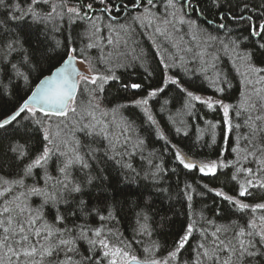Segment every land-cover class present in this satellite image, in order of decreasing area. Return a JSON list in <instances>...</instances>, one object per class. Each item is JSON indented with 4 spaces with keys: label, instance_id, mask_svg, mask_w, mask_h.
Returning <instances> with one entry per match:
<instances>
[{
    "label": "snow or ice",
    "instance_id": "obj_1",
    "mask_svg": "<svg viewBox=\"0 0 264 264\" xmlns=\"http://www.w3.org/2000/svg\"><path fill=\"white\" fill-rule=\"evenodd\" d=\"M26 2L27 7L22 4ZM49 0H0V7L8 9V15L4 20H0V25H4L8 20L11 21H24L26 18H31L33 22H47L55 19L56 16H68L69 19H92L94 15V3L102 6L101 11L110 20L117 21V16L121 12H126L129 15L126 19L132 22L147 23L150 25L153 19H159L155 16L153 9H158L159 3L157 0H93L89 3L70 4L69 0H60L59 5L52 4L51 11L44 13L40 11V4H47ZM163 3L165 10L164 23L169 24L171 21L167 19L171 16L175 21L181 24H188L190 30L193 32V38L202 36L204 30L200 29L197 20L185 19L191 13H197L199 16L204 15V11L199 8L200 0H159ZM179 5V7H178ZM57 7L60 11L57 12ZM207 11L215 12L212 21L205 20V23H210L214 26L216 31L228 30L229 25H233L236 32L247 33L242 37H237L235 40H229L227 44L219 40L217 36L207 34V41L218 42L220 47L225 52L232 50L235 51L241 48V39L246 43L245 49L237 53V60L242 61L247 65L250 73H255L259 76L260 80L264 81V67L256 66L258 60L261 65H264V0H210L206 6ZM117 13V16L113 15ZM135 12L136 15H131ZM177 12L180 13L179 18ZM92 14V15H90ZM98 19V18H97ZM94 26V25H93ZM15 29L18 31H4L0 33V62H2L11 53H19L24 51V56L20 63L11 64L13 71L17 77H23L25 83H28L29 76L22 72L21 67L28 66L35 61L34 67H39L40 60L37 58V49L31 51L23 49V43L20 38V33H23L24 42L29 41L28 29L32 25H21L17 23ZM130 25H122L120 30L127 33ZM111 30V26H110ZM160 31L159 28L156 29ZM231 35V31H228ZM109 39L108 43L112 44ZM74 41L69 40V43L64 45V51L60 56V67H56L50 75L44 76L40 79L34 90H31V95H26V98H21L12 102L9 106L0 105V146H3L5 151L0 153V170H3L5 163H7V153H13L12 159L31 157L32 153L29 149V144L33 139L35 129L32 125L39 126L43 133V143L39 154L30 159V162L24 168V174L30 175L35 168H43L47 165L50 157L54 154L55 141L51 134L52 118L67 117L68 112H76V92L80 84L89 86L88 92L92 100L96 101V108H99V100L97 97L105 91V86H111L109 82L116 85L117 91L125 95L127 103L120 105V107H135L141 109L146 122L150 126H157L158 122L153 116L149 101L154 97H158L165 93L170 87L173 91L181 94L186 100V107H193L191 102H199L205 105L208 109H214L219 105L224 113V124L227 130H231L229 122V109L230 105L223 103L222 100H213L211 97L203 98L196 95L193 91L185 86L187 83L183 81L179 74L168 75L164 74L160 86H154L150 81L152 72L146 71V75L138 82L130 78H122L116 75L112 68L108 69V74H101L97 72L82 54L78 58L77 49L70 45ZM56 47H61L60 42H57ZM87 47H94L93 44ZM191 51V49H188ZM200 55H203L201 53ZM43 59H51L47 54L42 55ZM79 59V63L88 64V72H81L75 64ZM11 63V61H8ZM165 69L176 66L175 64L169 65L161 60ZM180 63H183L181 60ZM120 65H117L119 67ZM7 64H5V68ZM252 83V81H246ZM216 91L223 92V88H217ZM9 91V85L0 80V95ZM245 104L248 108H255L256 105L246 100ZM72 105L70 108L69 106ZM118 109H112L116 112ZM247 110V109H246ZM107 115V112L103 113ZM240 113L238 112L237 115ZM251 119V117H249ZM257 121L260 117L256 118ZM114 123V122H113ZM209 128L215 129L216 125L210 121H206ZM92 131L98 135H102L104 139L109 141V149L113 152L112 156L96 158V163L101 167L96 168V175L90 172L85 173L79 180L69 178V168L73 164H80L82 169H90L89 165L84 161V158L76 153H59L60 156L67 157L60 167L59 172L63 175L64 179L57 182L56 194H45V203H57L58 197L66 195L71 197L72 203L76 204V211L80 216L94 215L98 217L101 222L113 221L117 216L124 211V207L128 204L125 199L123 205L117 206V193L114 191L111 199L107 195L101 200L99 207H89L90 201L83 199L77 200L74 194L88 195L84 191L85 188L91 186L95 187V182L103 183L107 178L102 175L112 166V162L120 165L123 168L132 169V165L124 161V156L128 155L127 152H119L117 144L123 143L126 147L132 143V135L134 128L130 122L122 119V123H114L117 130H113L111 124H102L97 130V126H89ZM177 133L181 131L180 128L176 129ZM264 131V130H262ZM254 135V132L252 133ZM214 135V133H213ZM164 140L166 145L171 144L167 137L162 133L159 136ZM215 143V140H213ZM252 147L247 150V155L244 157H252L261 167L255 171L252 168H237L235 174L231 177L232 181L237 182L238 191L235 195H228L222 189L209 188L207 184L203 185L209 192L214 193L223 201H226L230 206L224 210L228 215H235L236 212L244 213L251 209L252 212L256 210H264V203H257L250 205L244 202L242 198L254 197L253 189L264 190V178L261 174L264 173V159H257L255 151V143L250 141ZM143 141H138L133 144V149L141 147ZM174 159L177 167L186 170V174H191L198 171L201 176L217 175L218 169L227 168L229 164L234 162L209 160V161H196L187 155L183 149L175 144H171ZM167 147L165 151H167ZM237 151V149H233ZM223 155V150L221 151ZM22 162V161H21ZM152 164V161H149ZM154 171L149 170L145 173L144 179L151 178L153 182L157 181L159 174L168 171L161 164H152ZM135 172V169H132ZM177 171L176 168L171 169L172 173ZM139 176V173H136ZM243 176L244 179L240 180L239 177ZM51 179V177H48ZM0 183L7 185V187L0 190V196H5L11 192L12 187L15 185H23V180H3L0 178ZM131 192H137V189H131L130 185L127 186ZM177 203L185 201H192L193 192L195 191L191 184H185L182 190L179 189V184L176 185ZM154 189V191H153ZM33 194H44L40 188H32L30 190ZM169 188H160L153 183L152 188L147 184L139 189V195L136 201V208L139 211L136 213L137 223L139 224V231L141 234L151 235L149 230V220L153 209L154 198H159L162 193H170ZM145 193L147 198L144 199ZM122 194V193H121ZM204 193H200L203 195ZM23 195V194H21ZM182 197V199H181ZM264 199V197H261ZM144 200L141 205V200ZM171 199V196H169ZM68 203V201H65ZM72 204H69L71 207ZM131 210V209H129ZM172 206H169V211ZM57 212L59 210L57 209ZM106 213V215L104 214ZM75 212L70 214L74 215ZM151 214V215H150ZM215 215H221V208L217 207ZM57 224H64L69 219L67 215L57 214L55 216ZM264 221V217L260 218ZM43 215L39 211L34 213L32 209L26 207L21 200V196L14 197L13 200L8 201L5 206L0 208V264H179V258L182 250L189 244L193 233L199 231L202 241L196 245L197 264H250L252 259L264 257V227H261L255 219L248 221L245 226H240L232 222L229 226H217L212 220H204L207 227L201 225L197 228L195 221H190L186 225L176 231L172 239V247L167 251V255L163 258H146L139 259L136 255L132 254L130 244H125L120 241L118 244H113L108 235H115L108 230V235L105 234V226L102 223L100 227L90 228L87 225H73V227H56L55 224H48L45 222L41 225ZM209 228L212 229L209 231ZM78 230V238L86 240L90 245L88 252L89 255L81 256L78 260H73L72 255L69 253L78 254L76 248V238L72 236ZM99 249V251H96ZM145 253H150L152 249L145 248ZM65 254V259L60 258L61 253ZM222 257H226L222 259Z\"/></svg>",
    "mask_w": 264,
    "mask_h": 264
},
{
    "label": "trees",
    "instance_id": "obj_2",
    "mask_svg": "<svg viewBox=\"0 0 264 264\" xmlns=\"http://www.w3.org/2000/svg\"><path fill=\"white\" fill-rule=\"evenodd\" d=\"M51 1L60 2V0H49L47 4L41 3L39 10L44 13L51 11ZM89 2H93V0H69L70 4ZM157 2L160 3L159 0ZM257 2L259 3L260 0H257ZM209 3L210 0H200L199 8L204 11V15L199 16V19L197 18V13L188 15L192 20H197L199 28L204 30L201 38H207V34H211L212 36H217L219 40L227 44L229 40H235L237 37L247 35L246 32L240 33L232 30L233 25L231 24L228 30L218 32L212 24L205 23V20L212 21L215 15L214 10H206V6ZM22 6L26 8L27 3L24 2ZM96 6H98V3H94V7ZM100 8L102 7L94 8V15L90 14L94 18L92 21L94 23L88 18L69 19L65 15L56 16L55 19L47 22H33L29 17L24 21L8 20L4 25H0V33H2L4 31H18L14 27L17 23L22 26L31 24V29L27 30L29 32L28 42H24L23 33L19 35L23 43V49L29 51L37 49V58L40 60L38 68L34 67L35 61L28 66L21 67L20 70L29 76L28 83H25L23 77H17L11 67V64L20 66L25 54L23 50L19 53H11L0 62V80L9 85V91L11 92V95L7 93L0 95V105L9 106L16 100L26 98V95L30 93L38 80L50 73L62 62L58 54L63 53L64 45L69 43V40L74 41L70 46L77 49L78 58L82 54L92 63L97 72L108 73V69L112 68L116 75L138 82L146 75L145 70L147 69V71L152 72V77L148 82H151L154 86H160L164 70L161 59L158 57L159 53L157 54V52L159 48L167 52L162 43H156L159 48L155 46L150 39L148 26L126 19V16L129 15L128 13L122 16L121 12L117 16V13L113 12V15L117 16V21H112L102 13ZM59 11L60 8H58ZM157 11L158 9H153L156 17L159 15ZM134 14V12L131 13V15ZM7 15L8 9L0 7V20H4ZM122 25H130V35H133L134 39L130 36L129 40L124 43L126 45L121 47L122 56L120 58L115 56L116 51L114 50V46L118 43L117 37L122 34L120 30ZM228 31H231L230 36L228 35ZM107 32L112 37V44L103 43L104 33ZM184 33L186 32L181 29L179 30L182 42H184ZM57 42H60L61 47H56ZM246 43L241 39V48L227 52L220 47L219 43L213 42L210 45L208 51L224 54L225 68H199L196 70L189 68L186 70L185 68H176L174 66L170 69L173 75L179 74L182 80L187 82L185 86L189 90L194 93L206 94L215 99H220L230 105L228 117L232 126L230 131L227 130L224 124V113L218 105L214 109H208L199 102H191L194 106L186 107L185 98L178 92L173 91L171 87L162 95L150 99L149 107L158 122V127L155 125L150 126L146 122L141 109L131 106L127 108L120 107V105L127 103V99L123 93L117 91L116 85L113 82H109L110 87L108 85L105 86V91L99 95V99L105 105L112 107V109H118L116 112L119 114V123H122V119L127 120L134 128L132 143L125 147L121 142L117 144V150L122 153H128V155L124 156V161L131 164L135 172L132 169L123 168L113 161L112 166L102 173L107 178L103 183L97 181L95 182V187L89 186L85 188L84 191L88 193L86 196L80 194L74 195L77 200L90 201L89 207H99L103 197L107 195L111 199L115 191L117 193L116 199L119 201L117 206L123 205L125 199L128 200L124 211L115 220L101 222L94 215L87 217L80 216L76 211V204L72 203L71 197L66 195L58 197L59 202L57 203H45V194H56L57 182L64 179L63 175L59 172L60 167L63 166V160H61L59 154L55 153L50 157L45 167L33 169L30 175L24 174L25 166L30 162L31 158L39 154L42 147L43 133L37 125H32V128L35 129L33 139L29 144L32 156L18 157L13 160L14 154L8 152L7 163H5L3 170H0V178L8 181L22 179V187L28 189L33 186H44L45 188L46 179L51 177V179H48L49 182L46 183L45 194L31 196L27 201L23 199L24 205L32 209L34 213L38 211L42 213L43 220L41 221V225L47 222L48 224H55L56 227L60 228L65 226L71 228L74 224L96 228L100 227L103 223L106 235H108L109 229L111 233L115 234L108 235L112 243L118 244L120 241H123L125 244H130L129 250L131 253L141 260L152 257L163 258L166 256L167 251L172 247V239L176 231L181 225H186L190 221H195L198 229L201 225L207 227L204 224L205 219L212 220L217 226L227 227L232 222L245 226L251 218L250 209L244 213L236 212L235 215H228L224 211L230 207L228 203L217 197L214 193L209 192L203 185L207 184L209 188L222 189L228 195H235L238 191V184L232 181L231 177L235 174L236 169L239 168L238 164L242 162L239 159L237 161V158L245 157L247 150L252 147L250 141L255 143L257 159H264V131H262L264 130V102L260 98L264 94V89L251 90V94L253 95L249 101L256 105L255 108L243 107L239 103L242 84L237 68L240 67L239 64L242 61L237 60V53L246 50ZM89 44H93L94 47H87ZM194 51L196 50L194 49ZM43 54H47L51 59H43ZM8 61H11V63H8ZM255 63L258 67H264L258 60ZM5 64H7L6 68ZM117 65L120 66L117 67ZM217 88H223V92L216 91ZM238 112L240 113L239 115H237ZM257 117H260L259 121L256 120ZM206 121L215 124V129L209 128ZM177 128L181 129L179 133L176 131ZM253 132L254 135L252 134ZM161 133L167 137L171 144H175L183 149L187 155L196 161L217 160L224 163L232 161L234 164H229L227 168L218 169L215 177L201 176L198 171L186 174V170L177 167L171 144L166 145L165 141L159 138ZM74 140L75 153L83 157L85 162L92 165V168L82 169L80 164H73L69 168L70 179L79 180L85 173L89 172L92 175H96L95 169L101 167L96 163V158H106L105 153L107 156L113 155V152L109 149V141L93 131L78 130L74 134ZM140 140L143 141V145L133 149L132 145L137 144ZM213 140H215V143ZM166 147L167 151H165ZM233 149H237V151ZM222 150L223 155H221ZM4 151V147L0 146V153ZM247 160L248 165L252 169V164H258L252 157H248ZM149 161H152V164H161L168 170L159 174L155 182L151 178L148 180L144 179L146 172L149 170L154 171ZM173 168L177 169L175 173L171 172ZM136 173H139L138 177ZM239 179L243 180L244 177L240 176ZM153 183L160 188H169L171 186V192L162 193L159 198H154L152 209L154 215L150 214L149 230L151 231V235L149 236L141 234L139 231L136 216L139 209L135 205L139 189H142L145 184L149 188H152ZM177 184H179L180 190L184 188L185 184L192 185L195 190L192 201H185L183 205L177 203ZM129 185L131 189H137V192H131L127 187ZM252 191L254 197L242 198L244 202L250 205L264 203V199L261 198L264 197V190L253 189ZM200 193L204 194L200 195ZM169 196H171V199H169ZM146 198L147 194L145 193L144 199ZM5 200L3 201V197H0V203H6ZM65 201H68V203H65ZM143 202L144 200L142 199L141 205H143ZM70 203L72 204L71 207H69ZM170 205L172 206L171 211H169ZM217 207L221 208L220 216L215 215ZM57 209L59 212H57ZM74 212L76 214L70 215ZM57 214L67 215L69 219L64 224H57L54 219ZM104 214L106 215V213ZM211 230L209 228V231ZM72 236L76 238V248L78 249V254H68L73 256V260H78L81 256L92 254L88 252L90 245L87 241L78 238V230ZM201 241L200 232L193 233L189 244L182 250L179 264H197L196 245ZM145 248L152 249L153 251L145 253ZM96 251H99V249ZM60 258L65 259L63 252L60 254ZM225 258L222 257V259ZM104 264H107L106 261ZM250 264H264V257L252 259Z\"/></svg>",
    "mask_w": 264,
    "mask_h": 264
},
{
    "label": "rangeland",
    "instance_id": "obj_3",
    "mask_svg": "<svg viewBox=\"0 0 264 264\" xmlns=\"http://www.w3.org/2000/svg\"><path fill=\"white\" fill-rule=\"evenodd\" d=\"M52 4H57L59 5L58 1H51ZM102 7L100 5L94 7ZM179 7V5H178ZM57 7V12H58ZM135 13V12H134ZM159 19H153L151 24L149 25L147 21L144 23H140L143 25L148 26L150 30V39L154 43L155 46L157 42H161L162 46L164 49L167 50L165 52L164 50H161L158 46V57L165 61L169 65L175 64L176 68H185L188 70L189 68H192L193 70L199 69V68H225V61H224V54L223 53H213L211 51H208V48H210V45H212L213 42L210 43H205L207 41V38L201 36H197L195 39L193 38L192 35V30H190L188 24H181L177 20H173L171 16H168L167 19L171 21L169 24H165L164 18H165V10H164V5L163 3H159L158 11ZM126 14V12H122V16ZM136 15V13L134 14ZM180 13L177 12V17L179 18ZM185 19H191L190 17L186 16ZM91 22L94 20V18L90 19ZM94 23V22H92ZM139 23V22H137ZM145 26V27H146ZM159 28L160 31L157 32L156 29ZM183 30L184 32V42H182L181 39V34H179V30ZM188 36H186V35ZM133 38V35H130V28L127 33L122 31V34L117 37L118 43L114 46V50L116 51V57L122 56L121 52V47L123 45H126V43L129 39L128 38ZM191 37V39H190ZM205 38V39H204ZM111 39V35L107 33H104V39L103 43H108V40ZM158 40V41H157ZM117 41V40H116ZM218 44V42H215ZM109 44V43H108ZM102 45V43H101ZM203 45V46H202ZM205 46V47H204ZM188 49H191V51H188ZM194 49L196 51H194ZM203 53V55H200ZM181 60L183 63H180ZM89 61V60H88ZM77 64L79 68L82 70V72L87 73L88 72V64H82L79 63V59L77 61ZM92 65V63H91ZM240 67L237 68V71L239 72V79L242 84V92L240 95V100L239 103L243 106L246 107L247 105L245 104L246 100H250L252 91L256 90H261L264 89V81L260 80L259 76H257L255 73H250L248 71L247 65L240 62ZM163 66V64H162ZM172 67L165 69L163 66L164 74L168 75H173L171 72ZM101 74H108L107 72H99ZM246 81H252V83H246ZM88 87L87 85L80 84L77 89L76 93V112L73 113L71 111L68 112L67 117H60V118H52L53 123L51 125V134L52 138L55 141V147L53 149L54 154H59L61 152L64 153H75L74 149V134L78 130H86L87 132H91L92 128L89 126H97V130L99 129V126L102 124H111L113 130H117L114 127V123H119V114L117 112H113L112 107L105 105L100 99L99 96L97 99L99 100V108H96V101L92 100L89 92H88ZM252 90V91H251ZM196 95H199L203 98H208L211 96H208L206 94H201V93H195ZM213 100H220V99H215L211 97ZM262 98V101L264 102V94L260 96ZM224 103V102H223ZM226 104V103H225ZM240 105V107H242ZM245 105V106H244ZM219 106V105H218ZM70 108L72 105L69 106ZM220 107V106H219ZM221 108V107H220ZM222 110V108H221ZM223 111V110H222ZM107 112V115H104L103 113ZM114 122V123H113ZM118 131V130H117ZM67 157L61 156V160L64 161L66 160ZM235 158H237L235 156ZM241 160L242 162L238 164L239 168L245 167V165L248 166V160L245 159L244 157L242 158H237V161ZM245 160V161H244ZM244 162V163H243ZM244 164V165H243ZM256 164V162H255ZM258 165V164H256ZM260 166V165H258ZM247 168V167H246ZM254 170V169H253ZM49 182L48 179H46V183ZM46 183H45V188L44 186H33L28 189H24L22 186L23 185H15L12 187L11 192L6 194L3 197V201L5 199L6 203L2 204L0 203V208H2L4 205L7 204V201H11L14 199L16 196H21V200L24 203V200H28L31 196H40L42 194H33L30 192L32 188H40L43 193L45 194L46 191ZM7 187V185H4L3 183H0V190L3 188ZM23 194V195H21ZM1 197V196H0ZM24 199V200H23ZM250 214L251 218L250 220L255 219L257 223L261 226L264 227V221H261V217H264V210H256L255 212H252L250 209ZM115 244V243H113ZM107 263V261H106Z\"/></svg>",
    "mask_w": 264,
    "mask_h": 264
},
{
    "label": "water",
    "instance_id": "obj_4",
    "mask_svg": "<svg viewBox=\"0 0 264 264\" xmlns=\"http://www.w3.org/2000/svg\"><path fill=\"white\" fill-rule=\"evenodd\" d=\"M101 9V8H100ZM61 64V63H60ZM60 64L59 65H57L56 67H60ZM55 67V68H56ZM75 67H77L81 72H82V70L79 68V66H78V64L76 63L75 64ZM55 68L52 70V71H54L55 70ZM51 71V72H52ZM51 72L50 73H48L47 75H50L51 74ZM47 75H45V76H47ZM44 77V76H43ZM42 77V78H43ZM42 78H40V79H42ZM40 79L38 80V82L34 85V87L32 88V90H34L35 88H36V86H37V84H39V81H40ZM77 93V92H76ZM28 95H31V91H30V93L28 94Z\"/></svg>",
    "mask_w": 264,
    "mask_h": 264
},
{
    "label": "bare ground",
    "instance_id": "obj_5",
    "mask_svg": "<svg viewBox=\"0 0 264 264\" xmlns=\"http://www.w3.org/2000/svg\"><path fill=\"white\" fill-rule=\"evenodd\" d=\"M243 165H244V164H243ZM258 165H260V164H258ZM258 165H254V164H252L253 169L256 170L258 167H261V165H260V166H258ZM246 167H247V168H251L249 165H248V166L245 165V167H243V168H246ZM261 176L264 177V173H262Z\"/></svg>",
    "mask_w": 264,
    "mask_h": 264
}]
</instances>
